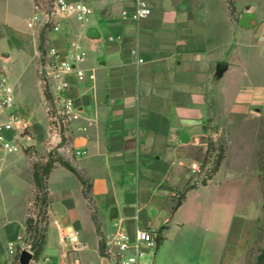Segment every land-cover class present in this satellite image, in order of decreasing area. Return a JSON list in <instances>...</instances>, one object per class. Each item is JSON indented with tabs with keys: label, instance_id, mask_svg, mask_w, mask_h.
Segmentation results:
<instances>
[{
	"label": "crops",
	"instance_id": "1",
	"mask_svg": "<svg viewBox=\"0 0 264 264\" xmlns=\"http://www.w3.org/2000/svg\"><path fill=\"white\" fill-rule=\"evenodd\" d=\"M78 1L92 9L87 22L61 19L59 30L47 31L42 42L44 49L56 47L64 52L69 43L77 42L86 59L78 66L84 72L82 78L75 74L66 77L68 88L63 95L73 101L80 118L65 133L69 146L57 148L79 178L53 163L44 183L45 243L36 264H110L100 254V241L105 243L113 235L116 220L131 236L137 229L154 232L158 246L150 259L158 250V264H163L160 248L169 231L186 225L176 217L192 200L209 199L211 189L219 190L218 177L228 156L196 187L191 186V166H198L206 155L212 137L209 130L221 110L236 106L241 96L243 88L231 97L227 108L222 80L232 77L236 41L247 29L239 26L238 18L236 26L227 0ZM139 2L151 12L135 22L130 16ZM250 24L254 25L252 20ZM88 27L97 30L99 39L85 37ZM29 34L12 36L11 48L3 45L0 54L9 52L10 59L11 49L23 50ZM258 39L263 42L264 36ZM32 40L36 46L35 37ZM28 57L36 76L37 51ZM218 64L226 65L220 79L215 78ZM36 82L35 92L23 94L14 89L15 103L11 109L0 110V125L11 112L25 124L29 117L28 125L35 134L29 144L38 148L46 140L50 142L51 125L37 78ZM5 136L11 139L13 133ZM1 152L8 154L0 148ZM19 152L9 158L0 155V264H12L17 257V238L25 232L27 211L36 194L30 164ZM9 172L15 180L5 176L6 182L4 175ZM7 188L12 191L10 201ZM20 195L24 215L16 223L10 217L9 204H15ZM113 208L117 217L111 220ZM223 223L222 232L215 226L203 247L217 260L205 264H243L257 221L247 214L245 218L231 217L228 225L225 218ZM9 243L15 244L12 254ZM193 245L187 248L195 249Z\"/></svg>",
	"mask_w": 264,
	"mask_h": 264
},
{
	"label": "rangeland",
	"instance_id": "2",
	"mask_svg": "<svg viewBox=\"0 0 264 264\" xmlns=\"http://www.w3.org/2000/svg\"><path fill=\"white\" fill-rule=\"evenodd\" d=\"M51 1L33 0L34 12H49ZM227 5L236 26L238 25V14L243 8L252 7L255 16V20H252L254 25L243 31V37L237 38L232 77L222 80V86L227 89V108L230 107L231 97L237 94L241 88L243 90L236 106L225 111L221 110L219 118L210 127L209 131L212 137L207 141L208 151L199 159V165H196L198 170L193 173L191 186L200 185L202 180L210 178L214 174L212 172L218 154H221L222 157L220 164L228 156L227 165L225 164L218 177V181L221 183L217 184L219 190L214 192V189H211L209 199L192 200L182 215L176 217L178 222L184 219L186 225L183 228L179 227L178 230L171 229L169 231L167 240L160 248L161 255L159 256L162 257L163 264L213 263L217 260L215 254L209 256L203 248L208 244L206 240L209 233L215 226L222 232L225 218L228 225L231 217L242 216L245 218L247 214L256 219L257 227L253 240L242 258V263L257 264V257L264 249V40L262 42L261 39H258L260 36H264V0H227ZM32 14L33 7L30 0H0V50L3 45H5V49L11 48L9 45H11L12 36L31 32L26 38L23 50L11 49L9 61L4 62L0 58V68L5 71L13 88L19 89L23 94L28 91H36L37 78L44 93L48 114L51 116L55 105L53 98L51 97V101L48 100L51 94L41 82L38 70L35 76L28 57L34 56L37 51L39 62L42 60L45 45L39 48V44L41 41L43 42L50 26L28 29L26 23ZM34 37L36 46H33L32 39ZM26 119L27 127L19 134L17 143L21 148L19 155L22 154L28 160L32 175L33 168L40 172L41 168L50 161L57 162L58 159H64L58 154L57 148L69 146L70 143L67 141L65 133L70 128L58 129L55 124L50 122V142L46 140L37 148L36 145L29 144L35 134L32 133L30 125H28L29 117ZM18 132L16 131L15 134L17 135ZM0 155L9 158L17 154L1 152ZM5 176L15 180V175L10 172ZM21 176L23 177V173ZM21 180L24 181V179L18 181ZM5 181L8 182L7 179ZM43 182H45L44 177ZM5 185L11 187L10 183ZM7 189L6 196L10 201L12 200L10 196L12 191L10 188ZM214 197L217 199L214 200ZM21 202L22 196L20 195L15 198V204H9L10 217L16 223H21L23 220L24 206L21 205ZM197 204L199 205L196 206ZM46 207L47 198H45V203L33 202L27 211L31 227L38 228L39 234L45 230ZM218 218H221L220 221ZM33 236L32 231L27 234L24 232L20 236L21 241H18L16 245L17 257L12 264H17L18 254L21 251L28 250L26 248L32 244ZM184 238L187 240H182ZM193 240L196 242H192ZM193 243L195 245L192 247L195 249L187 248ZM38 260L39 257L36 260L32 259L30 264H36ZM152 261L153 264H158V250ZM259 264H264V261Z\"/></svg>",
	"mask_w": 264,
	"mask_h": 264
},
{
	"label": "built area",
	"instance_id": "3",
	"mask_svg": "<svg viewBox=\"0 0 264 264\" xmlns=\"http://www.w3.org/2000/svg\"><path fill=\"white\" fill-rule=\"evenodd\" d=\"M150 9L139 2L136 10L130 18L137 22L150 15ZM92 14V9L85 3L78 0H52L49 12H35L27 21L26 26L29 29L43 28L50 26L48 31L59 30V20L73 18L78 22H87ZM126 17V13H123ZM135 54V51H131ZM38 66V74L41 82L51 94L54 101V110L50 116V122L60 128H70L73 122L80 118L73 101L64 96L63 92L68 88L66 77L69 74H75L78 78L84 76L83 70L78 66L86 59V52L83 47L72 42L68 44V51L64 52L56 47H46ZM142 62V60H138ZM93 80V75H89ZM15 103L14 88L3 69L0 68V110L11 109ZM27 125L16 113L11 112L7 121L0 125V148L7 153H17L21 150L17 143L19 134L24 131ZM18 132L16 135L15 132ZM6 132H12L11 139L5 136ZM193 173L197 172L196 165L191 166ZM114 233L108 238L103 247V257L110 264H153L151 258L158 246V238L152 231L137 229L133 236L129 235L121 228L116 220L113 222ZM21 238H17V242ZM14 243L8 244V250L14 252ZM29 253L30 247L27 246Z\"/></svg>",
	"mask_w": 264,
	"mask_h": 264
},
{
	"label": "trees",
	"instance_id": "4",
	"mask_svg": "<svg viewBox=\"0 0 264 264\" xmlns=\"http://www.w3.org/2000/svg\"><path fill=\"white\" fill-rule=\"evenodd\" d=\"M42 47V41L40 42L39 44V48ZM48 98V97H46ZM49 101H51V96L49 95V98H48ZM221 154H218L217 156V159L214 163V167H213V173H215L218 168H219V165H220V161H221ZM55 161H50V163H48L47 165L43 166L41 168V173L33 168V172H32V180H33V184L35 186V191H36V194H35V198H34V203H45V198H46V192H45V186H44V183L43 182V177H44V180H46L49 172L51 171L52 167H53V163ZM57 162L63 166L66 170L70 171L71 173H73L76 177L79 178L78 174L76 173V171L65 161H63L62 159H58ZM206 179V178H205ZM81 180V179H80ZM83 183V181H82ZM184 196V193L181 194V197ZM180 205V203L178 202L176 204V207H178ZM33 232V241H32V244L30 245V252L32 253V259L36 260L41 252H42V249H43V246H44V243H45V230L43 231V233L39 234V229L36 228V227H31V221L30 219H26L25 221V233H30V232ZM103 241H100V254L102 253V250H103ZM264 261V249L261 251V253L258 255L257 257V264H259V262H262Z\"/></svg>",
	"mask_w": 264,
	"mask_h": 264
},
{
	"label": "water",
	"instance_id": "5",
	"mask_svg": "<svg viewBox=\"0 0 264 264\" xmlns=\"http://www.w3.org/2000/svg\"><path fill=\"white\" fill-rule=\"evenodd\" d=\"M251 20H255L253 8L252 7L243 8L238 14L239 26L244 28V29H250L252 27L250 24ZM85 37L89 40H97V39H99L100 36H99V34L95 28L88 27L86 29V32H85ZM0 58L4 62H6L9 59V54L7 52H2L0 54ZM225 70H226V65L218 64L216 66V70H215V78L220 79ZM116 217H117L116 211L113 208V209H111V211L109 213V218L111 220H113V219H116ZM31 260H32V254L31 253H29L26 250H23L20 252L19 264H30Z\"/></svg>",
	"mask_w": 264,
	"mask_h": 264
}]
</instances>
